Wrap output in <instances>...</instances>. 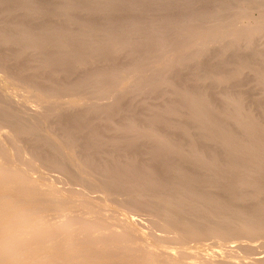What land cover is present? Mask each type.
Listing matches in <instances>:
<instances>
[{"label":"bare ground","instance_id":"bare-ground-1","mask_svg":"<svg viewBox=\"0 0 264 264\" xmlns=\"http://www.w3.org/2000/svg\"><path fill=\"white\" fill-rule=\"evenodd\" d=\"M0 264H264V0H0Z\"/></svg>","mask_w":264,"mask_h":264},{"label":"rangeland","instance_id":"rangeland-1","mask_svg":"<svg viewBox=\"0 0 264 264\" xmlns=\"http://www.w3.org/2000/svg\"><path fill=\"white\" fill-rule=\"evenodd\" d=\"M255 16H256V14H253V15L251 16V18H253V17H255ZM251 18H250V19H251ZM250 19H248V20L251 21L252 19H251V20H250ZM200 41H202V39L199 40V41H197V43H200ZM203 41H204V40H203ZM208 43H209L210 45L213 44V43H211V42H208ZM93 94H94V93H92V94H87V95H86V94H81V95L78 96V98L80 97L79 99L82 100V99H83V96H84V97H87V96H88L87 98H89V99H93V98H94V95H96V94H94V95H93ZM81 96H82V97H81Z\"/></svg>","mask_w":264,"mask_h":264}]
</instances>
